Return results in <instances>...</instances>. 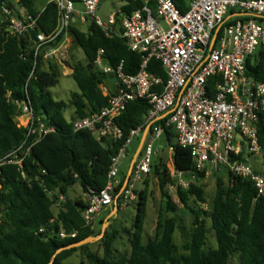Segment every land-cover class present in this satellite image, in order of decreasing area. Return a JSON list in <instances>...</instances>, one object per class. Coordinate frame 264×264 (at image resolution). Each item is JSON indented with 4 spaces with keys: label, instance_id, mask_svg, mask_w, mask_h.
Here are the masks:
<instances>
[{
    "label": "trees",
    "instance_id": "trees-1",
    "mask_svg": "<svg viewBox=\"0 0 264 264\" xmlns=\"http://www.w3.org/2000/svg\"><path fill=\"white\" fill-rule=\"evenodd\" d=\"M124 1L120 7L124 13L141 6L140 1ZM173 1L181 12L187 11L190 0ZM35 2H16L37 17L34 30L22 36L0 34V162L4 160L0 164V264H62L86 244L66 246L100 234L101 230L96 232L94 225L84 222V197L71 198L68 190L75 183L80 184L83 193L89 189L101 190L106 184L112 157L128 138L130 130L142 125L150 108L145 99L127 102L116 118L123 131L120 140L98 139L87 129L74 130L72 122L75 119L98 111L107 102L108 96L100 85L107 84L109 75L93 64L98 49L104 50L103 56L109 65L115 66L122 61L126 73H136L142 57L130 50L119 34L107 36L93 21L86 22L85 30L70 25L67 31L82 50L86 64L78 62L71 67L70 77L76 90L68 101L72 113L67 115L69 103L55 98L50 91L59 82L58 68L51 58L35 53L34 44L37 33L49 34L55 29L57 8L54 2L37 8ZM2 3L12 6L14 0H0V7ZM66 32L59 33L51 45L58 44ZM246 67L250 76L264 80V49H258L247 58ZM147 71L159 77L162 84L167 79L162 64L155 58L149 60ZM24 102L31 109L33 124L38 126L42 122L50 128L46 134L40 137L28 134V127L19 124L17 114ZM162 121L161 118L155 120L156 123ZM161 137L166 149H173L174 168L194 175L195 182L182 188L170 175L166 160L152 159L151 172L157 176L161 192L159 209L170 215L159 217L152 234L145 239L144 224L151 195L147 176L144 186L136 190L132 224L125 228L129 252L115 255L113 243L117 232L106 230L100 238L102 254L87 251V264H229L233 255L237 256L236 264H264V197H257L254 184L229 173L227 180L216 175L209 211L199 206L195 208L190 200L195 204L206 202L202 182L206 170L196 167L189 147L177 144L172 126L165 127ZM259 140L264 152V123L259 126ZM7 154L11 155L3 159ZM18 159H22L20 164L15 162ZM125 175L114 195L119 192ZM171 186L175 187L181 207L192 217L191 236L183 245L184 253L179 252L174 241L176 215L181 207L172 200ZM60 196L63 197L61 201ZM118 209L117 204L115 211ZM202 216L209 218V228ZM103 221L100 219L101 224ZM208 229L214 234V246L207 244ZM61 230L66 236H60ZM73 232H76L74 237L71 236Z\"/></svg>",
    "mask_w": 264,
    "mask_h": 264
},
{
    "label": "built area",
    "instance_id": "built-area-1",
    "mask_svg": "<svg viewBox=\"0 0 264 264\" xmlns=\"http://www.w3.org/2000/svg\"><path fill=\"white\" fill-rule=\"evenodd\" d=\"M46 1L56 5L57 25L49 34H36L35 53L48 58L53 52L44 51L45 47L78 19L95 22L107 36L119 34L127 47L142 57L138 71L126 73L122 61L109 65L104 50L99 48L93 64L112 77L111 86L100 85L107 102L98 111L72 122L74 130L87 129L98 139L120 140L123 131L116 118L127 102L140 98L150 104L142 125L130 130L112 157L105 186L83 193L85 224L93 226L104 206L117 208L118 204L123 208L137 199L136 184L151 173L157 152L154 143L168 126L174 128L177 144L189 147L198 169L204 168L206 174L225 169L233 176L249 179L257 197H264V174L254 167V161L262 160L263 164L264 159L259 140V126L264 123V80L250 76L246 67L247 58L258 48L264 49V0H190L185 12L173 0H135L141 2L138 9L110 12L106 20L98 15L101 0H81L82 10L72 0ZM16 2L12 6L2 3L0 34L22 36L37 26V17ZM151 58L162 64L167 75L164 84L147 71ZM20 117H26L28 134L40 137L50 130L42 122L33 124L25 102L17 114L18 122ZM160 118L163 121L156 123ZM146 126L148 131L126 185L114 195L121 180L120 158L128 154L132 138L140 136ZM172 150L168 148L171 155ZM21 160L15 162L20 164ZM170 175L182 188L196 180L174 166ZM59 234L66 236L63 230Z\"/></svg>",
    "mask_w": 264,
    "mask_h": 264
},
{
    "label": "rangeland",
    "instance_id": "rangeland-1",
    "mask_svg": "<svg viewBox=\"0 0 264 264\" xmlns=\"http://www.w3.org/2000/svg\"><path fill=\"white\" fill-rule=\"evenodd\" d=\"M45 2L46 0H36L35 5L37 8H41L45 4ZM124 3H125L124 0H101L98 7V15L103 20H106V17L110 12L119 10ZM76 7L79 8L80 10H82L83 8L80 3L76 4ZM77 27L81 30H85L86 22L77 24ZM44 51L53 52L48 58H51V60L56 64L60 74L59 82L57 83L56 86L51 87L50 91L55 98L63 99L68 102L72 92L76 90V85L72 80V78L70 77V74L72 72L71 67L73 64L78 62H81L82 64H86V58L82 50L80 49L78 44L74 41L72 35L68 31L64 34L62 40L58 44L54 46L53 45L46 46ZM106 82L108 84H111L112 77L107 76ZM65 113H67V115H71L72 106L70 105V103ZM19 123L24 125L26 123V117L23 118L20 117ZM140 137L134 136L132 138L131 143L128 146V154L120 158L119 161L120 172L118 175H120L121 177H123L128 171L131 159L138 149ZM154 147L155 149H157V152L153 155V159H158V157H161L163 160H166V166L168 167L169 171L172 170L173 164H172L171 153L168 151V149H166L163 137H160L155 141ZM254 167L258 171L262 170L263 169L262 160L260 161L256 160V162L254 161ZM216 175L221 176L224 180H227L228 177L227 171L225 169L219 172L207 173L204 180H202L204 184L206 202L195 204L190 200V205L194 206L195 208L199 206L201 209L209 211L210 204L212 202L215 192L216 177H217ZM148 180H149V190L151 192V195L149 197V202L147 205L145 224H144L145 239L148 234H152L157 219L159 217L164 218L170 215L166 211H162L159 209L160 206L162 205V202H161V192H160L157 176L153 174V172H151L150 175L148 176ZM143 186H144L143 182L136 184L137 189H141ZM170 191L172 193V200L180 205L178 198L175 194V187L171 186ZM68 194L72 198L84 197L79 183H75L73 186H71L68 190ZM135 202L136 200L133 202H129L128 205H126L125 207L119 208L117 211H115L112 214V216H110L111 222L107 221V225L105 226V231L107 230L108 232H111L115 230L117 232V238L113 243V253L115 255H121L129 252L130 247L128 241V234L126 233L125 228H129L134 219L135 206H136ZM112 211L113 208L111 206H104L102 210L98 213L94 223V229L96 232L101 230L102 227V224L100 223V219L102 218L104 219ZM176 216H177V228L174 232V241L179 247V252L184 253L185 250L183 249V245L189 240L191 236L192 217L182 207ZM202 218L205 220L206 227L209 228L210 227L209 218L206 216H202ZM95 236H96L95 239L85 243L86 244L85 247H79L71 256L63 260L62 264H80V263L87 264L88 263V259L86 257L87 251L101 255L102 254V245L100 241L101 237H99V234H96ZM215 242L216 241L212 230L208 229L207 244L209 246H214ZM236 262H237V256L236 255L231 256L229 264H236Z\"/></svg>",
    "mask_w": 264,
    "mask_h": 264
},
{
    "label": "water",
    "instance_id": "water-1",
    "mask_svg": "<svg viewBox=\"0 0 264 264\" xmlns=\"http://www.w3.org/2000/svg\"><path fill=\"white\" fill-rule=\"evenodd\" d=\"M210 46H212V43H211ZM147 131H148V126H146V127L144 128V130H143V133H142V136H141V140H140V143H139L138 149H137V151L135 152V154H134V156H133V158H132V161L130 162V165H129L128 171L126 172L125 179H124V181H123V184H122V186H121L119 192H121V191L123 190V188L125 187V185H126V182H127L128 178H129V174H130V171H131V168H132V162H133L134 158L136 157V155L138 154V152H139L140 149H141V146H142V144H143V141H144V138H145V135H146ZM1 186H2V183H1V181H0V188H1ZM115 210H116V208H114L113 211H112L108 216H106V217L104 218V221H103V224H102V227H101V232H100V234H99V237H102V236H103V233H104V231H105V226L107 225V221H108V219L110 218V216H112V214L115 212ZM95 238H96V236H90V237H87V238H85V239H83V240H80V241H78V242H75V243H72V244L66 246V248H70V247H73V246H80V245L85 244V243H87V242H89V241H92V240L95 239Z\"/></svg>",
    "mask_w": 264,
    "mask_h": 264
},
{
    "label": "crops",
    "instance_id": "crops-1",
    "mask_svg": "<svg viewBox=\"0 0 264 264\" xmlns=\"http://www.w3.org/2000/svg\"><path fill=\"white\" fill-rule=\"evenodd\" d=\"M47 2V1H46ZM46 2H45V4H46ZM43 7V6H42ZM77 8V7H76ZM78 10H80L79 8H77ZM79 23H82L81 21H79L78 19H76L75 21H74V23L73 24H75L76 26H77V24H79ZM108 84V83H107ZM109 86H111V84H108ZM140 136H142V134L140 135ZM140 136H138V137H140ZM140 140H141V137H140ZM140 143V142H139ZM134 156V155H133ZM133 158V157H132ZM131 161H132V159H131ZM120 172V171H119ZM120 176V175H119ZM120 178H121V176H120ZM69 195V194H68ZM72 198V197H71ZM94 223H95V221H94ZM94 225V224H93Z\"/></svg>",
    "mask_w": 264,
    "mask_h": 264
}]
</instances>
